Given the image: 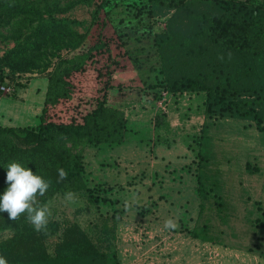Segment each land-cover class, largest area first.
I'll return each mask as SVG.
<instances>
[{
	"label": "trees",
	"instance_id": "1",
	"mask_svg": "<svg viewBox=\"0 0 264 264\" xmlns=\"http://www.w3.org/2000/svg\"><path fill=\"white\" fill-rule=\"evenodd\" d=\"M55 13L39 1L0 2V26L12 25L15 42L0 57L1 80L16 83V74L36 71L49 79L40 124H0V196L8 187L6 165L18 162L50 181L46 195L38 197L41 203L49 205L68 191L85 193L94 204L106 202L102 190L90 186L83 147L100 155L126 141L129 120L121 108L109 107L112 93L123 99L149 96L137 81L123 84L114 75L153 60L163 77L157 85L170 94H206L199 140L215 116L251 120L264 131V0H96L85 33L77 29L81 22ZM161 19L164 28L157 25ZM65 51L70 54L63 57ZM6 70L13 80L4 76ZM119 102L118 107L125 106V100ZM198 156L201 170L208 159L202 150ZM58 168L67 172L63 181ZM247 170L258 171L250 165ZM196 192L201 213L210 198L220 212L225 209L201 172ZM119 217L114 213L104 220L95 240L77 222L50 219L45 235L33 230L26 214L13 221L0 212V235L12 232L0 239V256L8 264H117L113 242ZM189 233L196 240L213 239L207 225Z\"/></svg>",
	"mask_w": 264,
	"mask_h": 264
},
{
	"label": "rangeland",
	"instance_id": "2",
	"mask_svg": "<svg viewBox=\"0 0 264 264\" xmlns=\"http://www.w3.org/2000/svg\"><path fill=\"white\" fill-rule=\"evenodd\" d=\"M7 1L14 0H0ZM19 1L21 4L39 1L41 6H50L58 17L81 22L77 28L81 33L90 28L96 3V0ZM12 30V25L0 26V57L15 45L10 37ZM68 54L65 51L62 56ZM58 62L55 59L53 64ZM47 75L36 71L15 76L20 79L19 85H24L33 76ZM4 76L14 79L8 70ZM8 83L3 80L0 85ZM157 83L158 80L154 85L140 87L149 100L126 95L125 106L118 107L117 103H121L118 98H111L109 107L121 108L129 120L123 144L100 155L95 149L83 147L90 186L102 190L106 202L91 203L85 193L76 194L72 203L57 196L49 203L53 213L50 219L77 222L95 240L100 234L96 228L114 213L120 215L118 225L137 224L135 231H122L124 236L137 235L129 247L120 249L115 233L117 264H121L120 256L128 259L130 253L137 254L131 264H196L197 255L201 264H264V131L251 120L215 116L208 120L204 138L199 140L206 118L199 131L185 135L180 126L190 120L187 111L173 120L175 125L179 124L172 127H180L173 132L175 129L169 128L172 124L167 120L169 111L159 108L163 87ZM18 90L19 87L16 93ZM15 94L4 96L11 98ZM187 99L181 101L187 102ZM38 124L39 118H31L26 123ZM200 150L208 159L201 170ZM247 165L258 171H248ZM199 172L205 176L208 186L224 199L222 212L210 198L201 213V200L196 192ZM169 218L175 221L174 228L164 227ZM204 225L209 227L213 238L210 242L193 239L189 233L200 231Z\"/></svg>",
	"mask_w": 264,
	"mask_h": 264
},
{
	"label": "crops",
	"instance_id": "3",
	"mask_svg": "<svg viewBox=\"0 0 264 264\" xmlns=\"http://www.w3.org/2000/svg\"><path fill=\"white\" fill-rule=\"evenodd\" d=\"M154 62L155 61L153 60L152 62H149L141 67L133 68V70L129 72H117L114 75L115 81L123 84H130L131 82L137 81L140 87H142L143 85L145 86H149L150 84L154 85L156 84V80L161 81L163 79L160 73H158V71L155 69L156 66L154 67V65L156 62L155 63ZM18 87H19L18 92L11 98H7L6 96L0 93V124L3 127H8V128L34 127L33 125H26V123L31 118L33 119L40 117L44 107L46 94L49 89V79L47 76H39V77L33 76V78L27 80V82L24 85H18ZM118 95H119L118 91H114L112 97H116V99L118 98V100H125L121 97L120 98L117 97ZM175 98H177L176 99L177 103L176 101H174ZM183 98L184 99L188 98L187 102L181 101ZM205 101H206L205 93H193V94L184 93V94H176V95L171 94L167 100V109L169 111L167 120L172 124V125L170 124L171 126H169V128L171 130L172 128L175 129L173 130V132H175L176 130H179L181 127L182 131L184 132L183 134L185 135H190L193 132L195 133L196 131H199L201 129L200 126H202L205 122V114H204ZM139 102L140 101H138L136 104H138ZM134 106L137 107L138 105H134ZM187 111L190 113V116H187L190 117V120L187 121V124L183 122L182 126L180 127L178 126L177 128H174L179 123L175 125L173 120L177 118L178 115L180 116L183 112H187ZM173 124L174 127H172ZM136 227L137 224H132L130 222H126L117 226L116 229L117 243L119 240L121 244L120 249H122L123 247L124 248L129 247L130 246L129 242H133L132 239L133 238L136 239L137 237L136 234L135 235L127 234L124 236L122 234V231H128V232L135 231ZM142 230L143 229H140V231ZM11 235L12 232L7 231L0 235V239H7ZM59 237L60 235L55 236L53 237V239H51L50 244L52 247L59 240ZM152 237L153 236H150L151 239ZM124 251L128 252L127 249H124ZM187 254L189 256V252ZM136 255L137 254L130 253L128 254V259L126 257L122 258V256H120L119 260L121 261V264H131L132 263L131 260L133 258L137 259ZM199 258L200 256L197 255L198 260L196 264H201Z\"/></svg>",
	"mask_w": 264,
	"mask_h": 264
},
{
	"label": "clouds",
	"instance_id": "4",
	"mask_svg": "<svg viewBox=\"0 0 264 264\" xmlns=\"http://www.w3.org/2000/svg\"><path fill=\"white\" fill-rule=\"evenodd\" d=\"M221 59L223 57H220ZM8 184L7 189L0 196V212H6L9 220H17L22 214H26L28 223L37 233L47 235L48 224L53 213L47 203H41L38 197H43L50 188V181L45 180L39 174H34L31 168H26L18 162H10L6 165ZM58 179L63 181L67 172L58 168ZM77 196L68 191L64 194V201L72 203ZM164 227L171 229L175 227L172 218L165 220ZM0 264H8V261L0 256Z\"/></svg>",
	"mask_w": 264,
	"mask_h": 264
},
{
	"label": "built area",
	"instance_id": "5",
	"mask_svg": "<svg viewBox=\"0 0 264 264\" xmlns=\"http://www.w3.org/2000/svg\"><path fill=\"white\" fill-rule=\"evenodd\" d=\"M159 27L164 28L166 25L165 19H161L158 24ZM20 82V79L18 78L16 80V83H8V84H3L0 85V92L3 95H11V94H15L18 88L17 83ZM187 94V93H185ZM170 93L168 91H166L164 88H162L161 92L159 93V108L161 110H163L164 112H167V100L170 97Z\"/></svg>",
	"mask_w": 264,
	"mask_h": 264
}]
</instances>
